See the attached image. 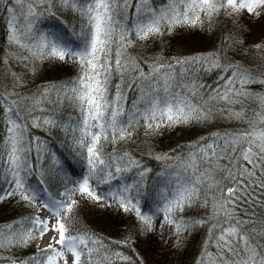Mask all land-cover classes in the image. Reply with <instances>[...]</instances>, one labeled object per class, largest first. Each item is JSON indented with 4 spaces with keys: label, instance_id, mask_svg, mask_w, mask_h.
<instances>
[{
    "label": "snow or ice",
    "instance_id": "6c2138e0",
    "mask_svg": "<svg viewBox=\"0 0 264 264\" xmlns=\"http://www.w3.org/2000/svg\"><path fill=\"white\" fill-rule=\"evenodd\" d=\"M9 4L12 0H8ZM53 0H15L19 7H6L10 13L7 21V40L10 46L20 51L0 56V88L5 87L9 74L18 83L22 76L9 73L3 65L9 59L24 64L56 60L78 64L79 74L75 79L44 86L43 89L29 90L28 98L32 108L29 115L42 101L55 94L57 100H67L80 112L75 131L79 136L75 143L80 154L87 161V174L72 181L73 187L58 192L56 199H45L47 189H33L21 175L25 169L33 167L28 163L30 148L26 144L27 120L21 115L18 99L21 93L0 91V126L6 135L0 136L3 147L0 157L3 164L0 171L5 174V183L11 190L0 188V200L5 196H19L20 200L32 206L37 212L43 210L50 216L29 215L21 220L0 226V251L8 256H0V264H139L130 254L116 251L102 239L87 232L73 233L69 223L71 214L78 204L77 195L96 203L115 204L131 213L140 224L151 230L156 214H163V223L180 234L190 226L206 223L200 219L177 218L186 208L199 204L201 194L208 189L219 188V198L203 197V206L208 207L211 199L212 217L216 223L209 229V239L205 251L196 264H264V244L257 243L245 229L264 235V214L252 217L242 213L244 206L264 203V115L257 113L258 121L249 130L239 133H213L199 137L187 146V153L177 157V163L170 165L175 174L163 187L156 189L157 205L151 214L142 211L141 184L150 169L128 153L115 155L105 153L104 142L113 145L129 139L137 127L148 132L163 128H176L206 122L217 111L208 107V101H195V93L177 91L182 85L176 82L175 65H208L221 67L216 53L177 59L174 63L156 60L149 70L140 62L125 56L133 44L130 34L136 40H148L177 28H196L216 22L220 16L241 17L264 16V0H162L154 5L153 0H58L60 5L81 17L82 27L77 35L79 44L73 47L58 36L38 33L34 19L38 8ZM26 9V10H25ZM222 51V50H221ZM227 70V69H226ZM129 71L138 74L127 87L138 90V97L132 98L125 109L128 96L123 90L124 76ZM118 76L119 82L113 77ZM254 82L255 77L239 68L231 71L225 79L224 87L214 91L210 101L225 105L229 118L242 119L243 112L235 111L231 105L239 103V97L247 95L234 87ZM16 96L17 99L10 97ZM264 103V98H260ZM43 111V109H40ZM37 121L46 125L56 123L54 117L34 116L31 126L38 127ZM181 153L184 149L178 146ZM239 149V151H238ZM173 153L176 150H172ZM156 159H169L168 153ZM221 161L226 163L221 164ZM58 162V161H57ZM138 170V171H135ZM217 171H223L224 181L215 178ZM132 173L131 183L122 177ZM140 179H134V177ZM10 177V179H9ZM115 181V184H113ZM43 183V181H41ZM108 185L99 189V185ZM49 232H55L48 245L30 257L20 258L15 249L27 247L30 243ZM113 244L117 242H112ZM215 246V253L208 251ZM58 245L59 247H55Z\"/></svg>",
    "mask_w": 264,
    "mask_h": 264
},
{
    "label": "trees",
    "instance_id": "16d2710c",
    "mask_svg": "<svg viewBox=\"0 0 264 264\" xmlns=\"http://www.w3.org/2000/svg\"><path fill=\"white\" fill-rule=\"evenodd\" d=\"M162 0H153L154 5H160ZM6 7L17 8L15 0L9 4L8 0H0V26L3 31L0 37V56L9 53H16L20 50L10 46L7 40V21L10 13ZM26 10V9H25ZM35 30L46 35H55L64 43L76 47L79 44L77 35L82 27L81 17L77 13H69L63 8L58 0H53L52 4L40 5L38 15L33 21ZM133 44L127 48L126 57L140 62L141 67L147 72L156 60L174 63L177 59L190 58L197 55L216 53L221 67L209 68L208 65H175L174 74L176 82L182 87L177 91L188 94L195 93V101H208V107H215L217 111L204 123L179 126L176 128H163L156 132H148L142 127H137L129 139L121 140L113 145L104 142L105 153L123 155L128 153L139 160L143 167L150 169L144 177L140 197L142 211L150 209V191L153 180L162 172H172L170 165L177 163V157L187 153V146L199 137H207L213 133H239L255 125L258 121L257 113H262L264 103L260 98H264V45L254 43L251 40L250 29L237 17L220 16L216 22L204 23L202 27L177 28L171 33L162 36L149 38L148 40H136L134 34H130ZM222 50V51H221ZM195 54V55H194ZM29 63L27 68L24 64L17 63L9 59L8 65H3L9 73H17L22 76L23 83H18L9 74L5 81V87L0 88L5 94L8 92L21 93L22 98L18 99L19 110L28 123L26 131V142L30 148L27 154L28 163L33 165L25 169L22 175L26 177V183L32 187L39 186L40 189H47L51 195L57 196L58 192H63L65 187H73L72 181L87 174L88 165L86 159L80 154L75 138L79 132L75 131L77 121L81 118L79 109L67 100H57L53 94L48 100L36 106L29 115L28 109L33 106L28 98L29 90L35 92L36 89H43L44 86L56 84L75 79L79 74V66L71 61L61 62L56 60H45L43 62ZM239 68L242 72L250 73L255 77L254 82L241 85L236 82L234 87L247 93L239 97L240 102L229 107L235 111H242V119L229 118L225 105L210 101L209 97L214 91L224 87L225 79L231 71ZM227 69V70H226ZM138 73L129 71L124 76L123 90L128 96V101H124L125 109L130 106V101L138 97V90L130 89L128 84L132 83L133 77ZM115 82H119V77H113ZM17 99L16 96L10 97ZM43 109L41 111L40 109ZM262 115V114H261ZM264 115V113H263ZM50 116L54 117V125H46L37 121L38 127H32V117ZM264 126V125H263ZM37 139L45 143L47 149L44 156L41 148L36 144ZM180 146L184 149L181 153ZM176 150L173 153L172 150ZM239 151V149H238ZM168 153L169 159H156ZM58 161V162H57ZM226 161H221V164ZM138 171V170H135ZM175 175V174H174ZM225 173L217 171L215 178L224 181ZM122 179L131 183L132 173L125 174ZM134 179H140L138 176ZM5 178L0 183V188L11 190L10 186H5ZM43 181V183H41ZM115 184V181H113ZM5 186V187H4ZM108 185L100 184L99 189H106ZM3 194V193H0ZM215 196L219 198V188L208 189L201 194L199 204H194L186 208L184 213L177 214V218L184 216L186 219H203L204 225L197 224L190 226L186 231L177 237L175 229L163 223V214L153 218V228L148 230L131 213L125 212L115 204L96 203L88 199H82L78 195L74 197L79 202L71 214L69 221L73 233L87 232L97 238H102L110 248L122 251L125 255L130 254L139 264H196V260L205 251V243L201 246L200 236L207 230L209 224L216 223L212 217L211 199L208 207L203 206V197ZM44 196V195H43ZM36 210L20 200L19 196H5L0 200V226L7 225L23 217L35 215ZM247 213L248 217L264 214V203L257 201L254 205L244 206L238 216ZM212 226V225H211ZM255 241L264 244V235L257 231L252 232L251 225L244 226ZM196 231V237H188ZM203 238V235H202ZM209 239L207 237L206 241ZM205 241V242H206ZM112 242H117L113 244ZM39 247V238L27 247L15 249V253L20 258L32 256L34 253L44 249ZM208 251L215 253L213 245ZM7 251H0V256H8ZM116 264H121L117 261Z\"/></svg>",
    "mask_w": 264,
    "mask_h": 264
},
{
    "label": "rangeland",
    "instance_id": "374dc122",
    "mask_svg": "<svg viewBox=\"0 0 264 264\" xmlns=\"http://www.w3.org/2000/svg\"><path fill=\"white\" fill-rule=\"evenodd\" d=\"M240 21L242 23H244L245 25H248L249 26V29H250V36H251V40L254 42V43H260L262 45H264V16H261V17H255V16H248L246 13L243 14L241 17H239ZM3 27L0 26V37L2 36L1 33H2V30ZM195 55V54H194ZM264 109V105L262 107ZM0 111H2V108H0ZM264 111H262V113H260V115L262 114L263 115ZM262 127H264L263 125H261ZM249 128H247L246 130H249ZM245 130V131H246ZM243 132V131H241ZM3 135H6V132L4 131L3 129V126H0V136H3ZM36 144H38L39 148H41V154L44 156V154L46 153L47 149L43 143V141L37 139L36 141ZM3 147V143H2V140H0V148ZM3 159L2 157H0V166H2L3 164ZM25 171V170H24ZM22 171L21 172V175H23L25 172ZM171 172V171H170ZM170 172H162V173H159L156 177L155 180H153V183H152V187H151V191L149 192L150 193V196H151V203H150V206H149V210L148 212L151 214V212H153L155 210V207L157 205V199H156V189L158 188H161L164 186L165 183H167V181L169 179H174V173H173V176L170 177L168 175V173ZM5 178V174L0 171V183L3 181V179ZM10 179V177H9ZM5 186H9L7 183H5ZM4 186V187H5ZM9 187L7 188H4V190H7ZM160 213L156 214L155 216H158ZM36 215H41L42 218H46L47 216H45L43 214L42 211L40 212H37ZM204 225V223L202 224ZM211 225L212 224H209V226H205V227H209V229L212 227ZM209 229H207L202 235H203V238H202V235L200 236V239H202L201 241V246L203 243H205L207 237H209ZM56 237L58 239V235L57 233L55 232H49L47 234H45L43 237L39 238V247H46L49 243V241L52 239V237ZM191 236H195L196 237V231L193 233V234H189L188 237H191ZM181 237V236H179ZM55 247H59L58 245H54ZM197 261V260H196Z\"/></svg>",
    "mask_w": 264,
    "mask_h": 264
}]
</instances>
